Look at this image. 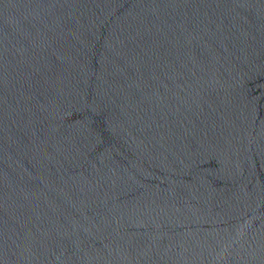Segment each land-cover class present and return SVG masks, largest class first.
Listing matches in <instances>:
<instances>
[{"label":"water","instance_id":"water-1","mask_svg":"<svg viewBox=\"0 0 264 264\" xmlns=\"http://www.w3.org/2000/svg\"><path fill=\"white\" fill-rule=\"evenodd\" d=\"M0 264H264V0H0Z\"/></svg>","mask_w":264,"mask_h":264}]
</instances>
